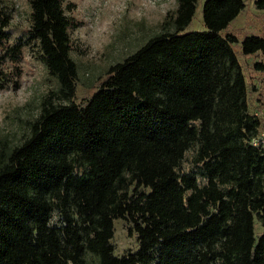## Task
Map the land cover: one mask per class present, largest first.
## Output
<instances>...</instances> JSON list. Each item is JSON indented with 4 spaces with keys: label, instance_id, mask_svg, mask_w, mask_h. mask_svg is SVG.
<instances>
[{
    "label": "trees",
    "instance_id": "trees-1",
    "mask_svg": "<svg viewBox=\"0 0 264 264\" xmlns=\"http://www.w3.org/2000/svg\"><path fill=\"white\" fill-rule=\"evenodd\" d=\"M198 1L177 0L76 105V24L62 0H29L28 39L58 87L21 142L0 139V264H264V121L233 50L264 53V39L224 34L243 0H203L204 31L185 32ZM8 25L0 11V90L22 59ZM115 220L135 251L114 254Z\"/></svg>",
    "mask_w": 264,
    "mask_h": 264
},
{
    "label": "rangeland",
    "instance_id": "rangeland-1",
    "mask_svg": "<svg viewBox=\"0 0 264 264\" xmlns=\"http://www.w3.org/2000/svg\"><path fill=\"white\" fill-rule=\"evenodd\" d=\"M255 1L243 0L244 10L224 34H231L239 41L245 36L264 39V10H258ZM202 4L203 0H199L185 32L204 31ZM62 5L66 15L76 24L68 31V38L70 57L78 69L73 103L82 105L98 88L109 67L123 61L160 31L165 17L175 12L177 0H62ZM0 11L9 17L8 43L23 45L16 87L0 90V139H6L11 147L25 138L28 124L37 118L41 103L58 85L39 60L35 44L28 39L29 0H0ZM233 50L248 87L249 109L264 121V70L258 71L254 67L255 64L264 66V53L243 56L239 47L235 46ZM7 67L11 68V65L5 64L4 69ZM191 156L192 152L185 155L184 172L191 169ZM255 229L258 234L257 225ZM111 243L116 256L137 248L135 237L121 220L113 223Z\"/></svg>",
    "mask_w": 264,
    "mask_h": 264
},
{
    "label": "built area",
    "instance_id": "built-area-1",
    "mask_svg": "<svg viewBox=\"0 0 264 264\" xmlns=\"http://www.w3.org/2000/svg\"><path fill=\"white\" fill-rule=\"evenodd\" d=\"M256 116H257V115H256ZM260 142H261V143H264V133L261 134Z\"/></svg>",
    "mask_w": 264,
    "mask_h": 264
}]
</instances>
